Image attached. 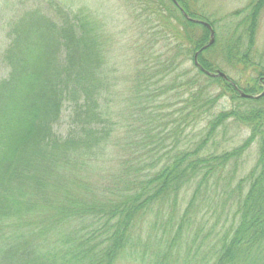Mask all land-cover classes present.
<instances>
[{
    "label": "trees",
    "instance_id": "1",
    "mask_svg": "<svg viewBox=\"0 0 264 264\" xmlns=\"http://www.w3.org/2000/svg\"><path fill=\"white\" fill-rule=\"evenodd\" d=\"M176 1L128 0L138 33L121 140L104 13L48 0L53 15L38 4L11 22L0 79V264H264V96L238 91L263 90L264 62L252 52L264 0L229 14L223 34L191 11L198 0ZM182 10L215 31L198 55L206 70L223 71L220 56L256 76L241 84L200 70L194 55L210 30ZM225 98L230 108L215 113ZM229 127L249 134L205 153ZM253 146L255 163L239 176Z\"/></svg>",
    "mask_w": 264,
    "mask_h": 264
},
{
    "label": "rangeland",
    "instance_id": "2",
    "mask_svg": "<svg viewBox=\"0 0 264 264\" xmlns=\"http://www.w3.org/2000/svg\"><path fill=\"white\" fill-rule=\"evenodd\" d=\"M57 2L67 5L73 9L78 7H86L92 12L97 10L104 13L108 21L107 30L111 37L110 48V69L113 71V77L117 81V85L113 88V95H109L108 103L110 104L111 113L115 121H117L118 131L115 133V139L121 140L128 128L129 121L128 97L130 96L132 86V76L135 72V50L134 41L136 40L134 14L130 8L128 0H57ZM251 0H198L196 4H191L190 9L196 14L209 17L216 22V27L221 34L225 33L226 27L231 24L228 17L229 14L243 9ZM41 4L47 13L53 15V10L50 8L48 0H0V79L7 76L8 67L4 60V51L9 44L8 31L11 22L14 18L20 15L24 9L31 8L33 5ZM234 22L238 18L233 19ZM138 41V37H137ZM142 41V40H141ZM139 41L138 46L142 43ZM213 55L206 54L207 57ZM252 57L256 61L264 62V11L262 12L256 44L252 52ZM215 64H220L221 69L226 72L229 78L238 80L241 84H245L248 77L256 76V73L251 68L244 69L242 67L233 68L223 57L214 58ZM192 61L185 62L183 69L194 71ZM217 70V69H216ZM264 89V88H263ZM261 93V92H260ZM259 94V93H258ZM112 96V97H111ZM165 98V97H164ZM227 98L219 102L215 113L222 107L230 108ZM68 110L64 111L62 121L56 126L58 133L67 134V119ZM205 122L198 124L191 133L197 130H203ZM249 134V130L245 128L229 127L225 134L218 131L213 140L206 147L205 153H210L215 150L220 152L223 149H231L243 141ZM114 149V148H112ZM111 149V151H112ZM115 150V149H114ZM256 159V148L253 146L243 157V165L239 171V176L246 174L254 165Z\"/></svg>",
    "mask_w": 264,
    "mask_h": 264
},
{
    "label": "water",
    "instance_id": "3",
    "mask_svg": "<svg viewBox=\"0 0 264 264\" xmlns=\"http://www.w3.org/2000/svg\"><path fill=\"white\" fill-rule=\"evenodd\" d=\"M175 2V4H177V1L176 0H173ZM182 13L183 15L190 21L192 22H195V23H199V24H202L206 27H208V29L210 30V39L208 41V43L206 45H204V47L202 49H200L199 51L196 52L195 56H194V63L195 65L200 69L202 70L206 75L210 76V77H221L223 79H226V80H230L227 76L226 73H224L223 71L217 69L216 71L212 72V71H208L206 70L202 65L201 63L199 62L198 60V55L200 54V52H202V50L206 49L207 47L211 46L214 42H215V32H214V29L213 27L206 21L204 20H200V19H194L192 17H190L184 10H182ZM263 86H264V80H263ZM240 95L242 97H247V98H261L262 96H264V89L263 91L258 94V95H249L245 92H243L242 90L238 89Z\"/></svg>",
    "mask_w": 264,
    "mask_h": 264
}]
</instances>
